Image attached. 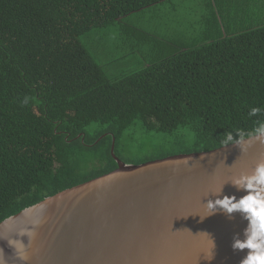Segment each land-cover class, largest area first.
<instances>
[{
    "label": "trees",
    "instance_id": "1",
    "mask_svg": "<svg viewBox=\"0 0 264 264\" xmlns=\"http://www.w3.org/2000/svg\"><path fill=\"white\" fill-rule=\"evenodd\" d=\"M165 1L0 0V224L118 169L134 126L171 148L140 165L219 149L264 120L249 116L264 108V25L169 55L153 41L134 70L84 43Z\"/></svg>",
    "mask_w": 264,
    "mask_h": 264
},
{
    "label": "water",
    "instance_id": "2",
    "mask_svg": "<svg viewBox=\"0 0 264 264\" xmlns=\"http://www.w3.org/2000/svg\"><path fill=\"white\" fill-rule=\"evenodd\" d=\"M114 155V147L112 149ZM47 198L0 224L4 264H240L239 214L206 217L213 194L264 161V144L128 165ZM223 195H244L229 183ZM214 240L213 248L210 237ZM24 256L26 260L19 257Z\"/></svg>",
    "mask_w": 264,
    "mask_h": 264
},
{
    "label": "rangeland",
    "instance_id": "3",
    "mask_svg": "<svg viewBox=\"0 0 264 264\" xmlns=\"http://www.w3.org/2000/svg\"><path fill=\"white\" fill-rule=\"evenodd\" d=\"M214 6L216 9H220V21L224 26H228L231 19L237 21L239 19L246 20V17L243 18V14L254 10L251 8L252 6L262 11L260 17L264 19V0H257L256 2L255 0H224V2L222 0L221 4L215 3ZM237 14H240L238 18H236ZM218 19L219 15H215L214 11L211 12L210 4L207 0H175L170 7L163 6L158 10H154L152 14H148L140 21L138 18L133 20L132 24L134 25L124 21V25L121 24V26L126 27L129 33L135 30L140 32V30L147 29L145 33L141 32L143 36L142 40L138 42V46L148 48V46H153V41H157L160 43L161 48L165 49L164 52L173 51L174 53L186 48H192L208 40H216V34H218L220 28L219 24H217ZM211 22L219 28L212 26ZM134 26H140L141 29L137 27L140 29L138 30ZM148 26L151 31L148 30ZM117 28L110 26L105 31L106 35L104 37L100 33L84 40L102 62H107L120 55V32ZM98 36H100V40L95 49L90 43L94 42ZM151 36H156L154 37L156 39H152ZM134 43H137V41ZM104 51H107L108 55H104ZM113 67L119 66L114 65ZM130 130L128 139L131 140L132 146L128 145L129 140H127L121 144L122 148L119 149L125 164L137 165L148 157L158 158L162 155L170 154L171 148L164 146L162 137L145 133L138 126H134Z\"/></svg>",
    "mask_w": 264,
    "mask_h": 264
},
{
    "label": "clouds",
    "instance_id": "4",
    "mask_svg": "<svg viewBox=\"0 0 264 264\" xmlns=\"http://www.w3.org/2000/svg\"><path fill=\"white\" fill-rule=\"evenodd\" d=\"M264 113L262 107H251L250 117ZM221 148L237 146L242 154H247L249 149L257 143L264 144V120L257 121L252 130L237 129L223 134ZM231 184L237 192L244 195L237 198L236 195H223V188ZM224 184L219 192L213 194L217 198L209 200L206 207L209 210L206 217L223 213L228 219H233L236 214L247 221L242 235L237 233L233 236L232 250L236 253H245L240 264H264V161L258 162L250 172H241L234 176L228 183ZM210 237V236H209ZM213 248L214 240L210 237ZM22 261L26 257H19ZM0 264L4 261L0 260Z\"/></svg>",
    "mask_w": 264,
    "mask_h": 264
},
{
    "label": "crops",
    "instance_id": "5",
    "mask_svg": "<svg viewBox=\"0 0 264 264\" xmlns=\"http://www.w3.org/2000/svg\"><path fill=\"white\" fill-rule=\"evenodd\" d=\"M257 0H255L256 2ZM261 1V0H260ZM173 2H175V0H167L165 2H162L160 4H157L155 6H152L146 10H143L141 12L135 13L130 15L129 17L125 18L123 21V23H125L124 21H127L128 23L132 24L133 20H142L143 18H145L148 14H152V12H154V10H158L159 8H162L163 6H172ZM207 2L210 4V8H211V12L214 11L215 15H219V19L217 24H219L220 28L216 25H213V22H211V25L214 27H218V34H216V39H219L221 37H223L224 35H226L227 33H236V32H242L245 30H249V29H253V28H257L260 25H264V19H261V14L262 11H259V9H255L253 6L251 8H253L254 10H250V12L243 14V18L246 17L245 19H239L237 20H233L231 19L228 26H224L223 23L220 21V17L221 14L220 13V9H216L214 4L215 3H219L221 4L222 0H207ZM211 2V3H210ZM224 2V0H223ZM239 7V6H238ZM240 14H237V17H239ZM234 18V17H233ZM237 22V23H236ZM124 25V24H122ZM134 25V24H132ZM241 25V26H240ZM136 29L140 30L141 27L140 26H134ZM137 27H140L137 28ZM122 29H118L119 30V35H120V41L119 44L121 45V51H120V55H118L116 58H114L115 60L118 61V66L122 67L123 69H130V70H134L136 68H140L143 66H146L148 64V60H150L151 58L156 57V54L154 52H151V48H146V50H144L141 53V46H138V42L142 40V36L143 34L141 32H146L147 29L145 30H140V32L138 31H132L129 33V31L127 29H125L126 27L121 26ZM108 29V28H107ZM107 29H103V30H99L97 32H92L90 34H88L84 40H87L88 38H90L91 36L94 35H98L100 33L103 34V37L106 35L105 31ZM148 30H150L149 26H148ZM156 37V36H154ZM151 36L152 39H156ZM98 38V40H97ZM96 38V40L92 43H90L92 45L93 48H97L98 46V42L100 40V36H98ZM144 38V37H143ZM135 41H137V43H134ZM86 44V42H84ZM87 45V44H86ZM140 47V48H139ZM139 51V52H137ZM173 51H168L167 55L171 54ZM95 55V54H94ZM104 55H108L107 51H104ZM99 62L101 60H98ZM102 62V61H101ZM100 62V63H101ZM108 62V61H107ZM106 63V62H105ZM115 71V69H114Z\"/></svg>",
    "mask_w": 264,
    "mask_h": 264
}]
</instances>
